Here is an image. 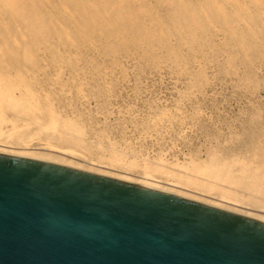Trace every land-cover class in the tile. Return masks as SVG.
Wrapping results in <instances>:
<instances>
[{
    "label": "bare ground",
    "instance_id": "obj_1",
    "mask_svg": "<svg viewBox=\"0 0 264 264\" xmlns=\"http://www.w3.org/2000/svg\"><path fill=\"white\" fill-rule=\"evenodd\" d=\"M130 67L137 76L168 69L185 77V96L211 81L207 68L239 74L251 93L264 91L255 71L264 68V0H0V153L147 185L264 222V103L224 140L200 125L210 139L203 156L193 153L170 168L161 157L141 164L111 139L122 127L107 123ZM91 101L95 112L87 110ZM190 116L200 120L196 110ZM181 118L162 109L137 124L145 133ZM77 149L97 164L78 160Z\"/></svg>",
    "mask_w": 264,
    "mask_h": 264
},
{
    "label": "water",
    "instance_id": "obj_2",
    "mask_svg": "<svg viewBox=\"0 0 264 264\" xmlns=\"http://www.w3.org/2000/svg\"><path fill=\"white\" fill-rule=\"evenodd\" d=\"M0 264H264V222L0 153Z\"/></svg>",
    "mask_w": 264,
    "mask_h": 264
},
{
    "label": "rangeland",
    "instance_id": "obj_3",
    "mask_svg": "<svg viewBox=\"0 0 264 264\" xmlns=\"http://www.w3.org/2000/svg\"><path fill=\"white\" fill-rule=\"evenodd\" d=\"M129 69L126 86L117 90L112 99L110 107L113 112L108 116L107 123L113 129L122 127L123 132L113 131L110 134L111 139L119 148H126L124 150L128 158H137L141 164L143 160L152 161L161 157L170 168L173 162H182L193 153L203 156L210 139L200 125L206 127L208 131H217L220 140H224L238 130L240 122L252 108L262 106L264 103V91L260 89L257 93H251L242 85L239 74L221 76L214 74L211 68H207L206 73L211 77V81L201 92L193 90L189 96H185L187 80L183 76L175 75L168 69L157 72L147 71L137 76L132 67ZM255 71L264 79V68L256 67ZM67 107H61L64 113L70 112L71 105ZM87 108L95 112L97 105L91 101L87 104ZM162 109L177 113L178 116H182L181 120L172 123L167 129L160 127L143 133L137 123ZM193 110L199 113V121L191 118L190 114ZM125 116L127 118L133 116L136 123L128 122L124 119ZM77 151L78 160H90L97 164L94 159L86 158L83 151L78 149ZM93 152L101 154L105 151L96 149ZM116 168L120 169L119 171L125 170L122 172L128 174L130 172L133 175L140 174L138 169L114 167ZM159 177L164 179L163 175L155 176L157 180L160 179ZM250 211L255 212L252 208Z\"/></svg>",
    "mask_w": 264,
    "mask_h": 264
}]
</instances>
